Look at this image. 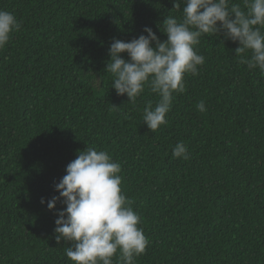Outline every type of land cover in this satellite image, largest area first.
Returning <instances> with one entry per match:
<instances>
[{"label": "trees", "instance_id": "1", "mask_svg": "<svg viewBox=\"0 0 264 264\" xmlns=\"http://www.w3.org/2000/svg\"><path fill=\"white\" fill-rule=\"evenodd\" d=\"M182 9L173 0H0L21 23L0 49V264H74L47 201L87 146L121 165L122 194L149 241L135 264H264V74L240 63L239 43L199 38L205 62L186 74L155 133L143 110L159 97L145 86L131 103L105 72L114 38L131 41L147 26L165 41L163 21ZM180 141L188 160L172 156Z\"/></svg>", "mask_w": 264, "mask_h": 264}, {"label": "clouds", "instance_id": "2", "mask_svg": "<svg viewBox=\"0 0 264 264\" xmlns=\"http://www.w3.org/2000/svg\"><path fill=\"white\" fill-rule=\"evenodd\" d=\"M182 4L181 18L168 15L163 21L161 31L167 40L161 41L145 26L146 35L131 41L114 38L108 49L105 72L113 76L117 95L127 94L129 102L135 103L147 86L159 97L155 107L149 102L143 110V121L154 133L166 123L174 93L184 92L186 74L197 75L205 62L195 50L201 36L223 34L238 42L235 52L240 63L264 74V0H244V9L230 0H173L176 10ZM20 30L14 14L0 10V49ZM249 52L250 58L245 55ZM125 53L128 59L123 58ZM196 108L207 111L204 101ZM172 156L190 159L183 141L173 147ZM120 172L121 165L106 151L87 146L55 185L59 195L47 201V208L57 216L55 239L71 244L65 254L74 264H135L146 252L149 241L139 227L134 201L122 194ZM58 203L65 207L57 210Z\"/></svg>", "mask_w": 264, "mask_h": 264}]
</instances>
